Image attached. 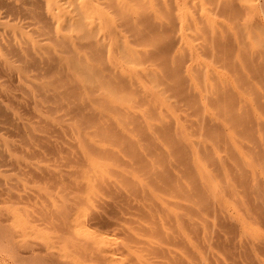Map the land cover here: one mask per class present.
I'll return each instance as SVG.
<instances>
[{
  "label": "bare ground",
  "instance_id": "1",
  "mask_svg": "<svg viewBox=\"0 0 264 264\" xmlns=\"http://www.w3.org/2000/svg\"><path fill=\"white\" fill-rule=\"evenodd\" d=\"M112 1L116 2L115 0H112ZM238 1H237V3H238ZM172 2H173V0L170 1L171 5H174V3L172 4ZM205 2L207 3V5L205 3V6L203 7V9L201 8L202 10L198 15L195 12H192L193 11L192 9H191L192 11L189 10V11H185V12L183 11L182 13H180L182 15L180 17H178L176 20H174L176 27L178 28L177 37L176 36L173 38L168 37L170 42L171 41L175 42V40H177V42L181 43L182 48L181 47L180 48L183 52L185 51L188 53V55L190 57L189 59H190V62L192 65L194 63H198V65L197 64L196 65L199 66L198 68L200 69L201 73L205 74V76L203 77V85H204L205 94H202L201 93L202 91L200 92V90L202 88L200 87V84H198V83H200V80L202 78L200 80H199V78L195 79V76H197V75H194L196 72H194L192 65L184 71L185 72L184 79H179L181 77L180 76L181 70L179 72L180 68L178 66L179 64H181L180 62H178V60H180L179 59L180 56L178 57V60L174 57L175 62H177L178 64L173 63L174 65L177 64V66H178L177 67L178 79L176 80V78H175V81H173V82H171L169 80L171 83L169 82L168 84H167L168 81H165L166 83H162L163 86L165 84V85H167V87H169V90L172 91L173 95L172 94L170 95L171 91L169 93V90H168V88H166V86H164V87L162 86L163 90H161L162 88L160 87V83H159V85L156 84L155 81H149L147 83V82L143 81V79H141L142 77L146 78L147 74L145 75L144 65L150 61L148 59H145L144 54H141V51L135 47L136 45H135L134 37L136 35L138 36V34H140V33L142 35V31L144 30V28L141 27L142 29L140 32H137V33L132 32L134 34L132 36H134V37H132L129 34L133 38V42H132L131 41L132 38L129 37V35L127 36V35L123 34L122 32H120L117 29V25H116L115 21L113 19H111L110 17H106L101 12V10L98 9V6H96V5L94 7L95 8V15H92V14L87 15L86 19L83 21V24L80 25L82 32L84 31L83 27L89 28L91 30V32H92V30L95 29V37L93 36V38H95V43H94L95 49H93V50H95V57L100 59L99 62H96V61H98V59L96 58L95 62L97 64H99L100 62H102V63L99 66L95 65V74H94V69H93V73H92L91 68H90L91 66L89 65V62H88V64H86L85 61L84 62L82 61L84 59L80 60L85 64V66L87 65V68L85 66H84V68L82 67V71L84 72V74L80 70V72L83 74V76L79 75V76L73 77L74 81L79 86V87H77V89L79 88L80 91L84 93V92L89 90L88 86H90V88L92 87V89L95 90V91H93V93L95 94L94 100H95V103L97 104V106L100 105L99 106V108H100L103 105V106H105V108L103 107L104 109H107V110L110 109L109 111L112 110V113L114 112L113 115L116 114V115L112 116L108 113H104V112L98 111L96 109H95V111L93 110L94 111V113L92 112L93 114L87 115V114L83 113L84 110L82 111V109H81V106L83 103L81 104V102H84L85 100L87 102V98L86 99L83 98V97H86V95L83 94V95H85V96H83L80 93V95H81V97L79 96L80 101L77 102V103H80V107H79V105H77L75 103V105L78 106V107L76 106V110H77V108H79L82 111V113L79 111H76L77 112L76 117L78 119V122H81V124H79L80 130L83 129V127L81 128V125L82 126L84 124L88 125V124H90L89 122L93 121L95 118V123L93 125H91L92 127H90V128H95V133H96V135H98L97 138H99V134H97V133H99V131H100V133L103 132V134L106 131V136L109 135V133L112 131L110 136H112L113 139L115 137H120L119 139L125 140L126 143H125V141H124V143L127 144V142L128 143H130V142L132 143V141L134 142V139L132 140V138L128 134L126 135V133H128V132H124V131L125 130L128 131V128L130 125L136 124V126L138 125V127L140 128V131H142V132L147 131L148 132V138L149 139H150V137L155 136V138L153 137L150 139V142L152 139H154L152 141H154L155 143L152 142V144L154 143L156 145V146L154 145V147H155V149L158 150V153L154 154L152 152V150L150 149L153 154L151 155L150 154L151 152H149V154H150V156L156 155L155 157H158L159 163H167L169 168H167L168 170L166 173L164 170L161 171V172L164 171V174L163 173L160 174L161 177L163 176V179L156 176L160 172H157V174L155 173L156 175L154 174L156 177H158L157 179L163 180L162 181L163 184L161 183L162 185L161 186L159 185L160 189L159 188L156 189L157 185H158L157 183H156V186L154 185L155 183H153L154 187L150 185L153 188H151L147 184L144 185L145 188L147 189V191L146 190H144V191L147 192V194H149L148 196L146 194V196L147 197L150 196L149 199L151 198L154 201V203L159 206L158 208H160L161 212H162L161 218L159 219L161 229L159 227H158L159 230L156 229L158 231L162 230V237H159V239L160 238H162V239L158 240V238H157V241H160V245L158 244L159 242L158 243L155 241L153 242V240H151L148 237V235L142 236L143 230H141V229L138 230L139 228L136 229V227L135 228L131 227L132 226L131 223H134V222L138 223L139 222V221L137 222L134 220L136 219V216L137 217L139 216V215H136L135 213L138 212L140 206L136 205V203H133V202L134 201L136 202L137 199H139L137 201H142V200H140V198H136V200H134L133 202H131L129 200L134 206H138V207H136L138 209L136 212V208H133L134 206L132 204H130V202H129L130 205H128V206L132 205L133 206L132 208L135 209V211H134L135 213H133V211L131 212L129 209V211L133 215L134 214L136 215L135 217L131 216L132 214H130V213H129L130 214V216H129V214H128L129 211L127 213L125 211L124 212L122 211V217L124 216L123 213H125V214H128V215H126V218L129 216V217H132L135 219L133 220L132 218H130V219L125 218V220H124V218H122L124 220V222L126 221V223H129L130 226H129V224H126L127 225L126 226L125 223L122 222V225H120V226H122L123 231L125 233L123 234V232H121L122 233V235H120L121 237L118 236V234L120 232H117V231L119 230L120 227H119V225L116 224V222H114L115 225L113 223V221H115L118 218V216H117L118 213L115 216V218L113 219V221H111L112 219L109 218L110 216H108V215H107L108 217L105 216L106 215L105 213H108V210L106 208L112 207V206H109L111 201L109 203L107 201L103 203V205L105 203H107L104 206H107L109 204L108 205L109 207L107 206L106 208L101 204L104 207L103 209H106L107 212H104L106 210H101V213H99L100 209H102L101 208L102 206H100V199H102V197H101L102 195H105V194H101V193L107 189L103 190V188H101L98 190L96 183L98 182L97 176H100V178H101L100 174H102L105 170H107L109 168H112V167L115 168V165H117L119 163V161L120 162L122 161L121 163H123L124 159L121 157L122 160H119V161L116 160V162L118 161L117 163L114 161L116 163L115 164L113 162L112 158H109V159L106 158L107 154L108 155L111 154V156H112V155H115V153L116 154H118V153L114 152L116 150H113L112 148H111L112 149L111 150L108 147H106L108 149L100 147L101 146L100 143H102L101 140L104 137V135H102L103 137L100 135L101 140H96V142L92 141L89 137L95 136V133H91L94 131H91V132L89 131L90 133L89 132L83 133L84 131H86V126L84 125L85 130H82L83 132L79 134V138L82 139L85 146H87L86 150L88 149V151L91 153L92 150L90 151V149L97 148L98 149L97 151L99 154L98 153H97V155L94 154L95 156L92 154L93 156L89 155V157H86L87 162H88L87 163L85 161V158H82L83 153L81 152L82 154H81L80 158H81V160L83 159L85 161L84 163L86 164V166H85V164H83L84 166L82 164H80V165H82L83 167L86 168L87 164H88L90 166V167H87V168H90L89 172L92 173V175L95 174V178H94L95 180L91 179L92 177L90 178L91 179L90 182H93V180L95 181V183H93V184H95L93 186V187H95V190H93L92 187L90 188V186L86 187L84 185L85 184L84 182H83L84 183L83 186L86 188H84V187L83 188L85 190L89 188V189H92V191H95V192H92L91 197L93 199L95 198L94 201H96V204L97 203L98 204H97V206L94 205L97 208V210H96V208L95 209L93 208V210H96V211L92 212L93 210H91V209H90L91 211L89 210V208L91 206L88 205L86 200L83 199L86 203L80 202L78 204L76 203L75 200H73V203H76L78 206L80 204V207H76V208L74 207L73 208L72 206H74V205H72V206L70 205V203H69L70 200L68 199V196H69V194L72 193L71 189L75 186H73L71 188L70 185L66 184L67 188L68 187L71 188V189L68 188L71 193H69L68 189L64 187V189H67L66 193H68V195L64 194V196H63L64 200L60 201L61 202V204L59 203V205H60L59 209L60 210L58 209L59 211L57 212V217H56L57 221H55L56 223L54 222L56 224L55 225L56 229L54 228L55 229L54 232L56 231L57 237L60 239L62 238V239L59 241L56 236H53L54 238H57V239H55L56 241H54V239L51 238V239H53L51 241L52 242L54 241L56 244H58L57 243V241H58V242H60L59 243L60 245L62 243L64 245V248L66 246V248H65L66 252L68 251L70 256L73 258V260H71L72 263L70 262L69 264H125L126 261L129 260L132 256L135 257V253L137 251L135 252L134 248H137V246L135 247L132 244H133V242H134V244L135 243L137 244L136 241H138L140 243L142 242L141 244H143L145 242L146 244L144 245V247L147 246V244H148L149 246H151V248L154 247L153 245L155 243L156 247H154V248L159 250L158 254L159 253L161 254V252L164 253V255L166 257V258L163 257L164 261H163V259L159 260V257H160V255H159L158 257H155L158 259L156 260L157 262H155V260H154L155 263H153V264H156V263L157 264H226L225 261L218 258V256L216 258L214 256L215 253L213 251H211L214 253V254H212V256L209 254V250L213 249V248L216 251L221 250L226 255L227 258L223 254V256L227 260L226 262H229L227 264H258L259 261L256 262L258 259L257 255H259L258 253H260L262 256H264L263 255L264 254V246L259 245V243H261V241L264 240V181H261V179L257 180V178L255 177L256 174H262V175L264 174V156H260L263 149L259 150L260 147L264 145V143L262 144V143H260V141L258 143H256V140H253L252 136H254L253 135L254 132H253L252 126L250 125V124L254 125L256 122L258 126H261V125L263 126V123H264V122H262V124L261 123H260V125L258 124L259 122H261V119H262V118H260V116L264 117V114L262 115V113H261V110L264 109V102L262 101V100H264V93L262 94V92H260L259 88L257 87L258 84L262 85V86H260L261 89H263L262 87H264V73H263L264 70L261 72H257L260 67L254 63L257 59L258 60L261 59L258 57L259 55L264 54V52H263V50H264L263 49V46H264L263 30L264 29H262L263 27L260 28L262 25H258L256 23V22H258L257 20H256V22H254L255 18L253 19V16L256 14L255 0H240L239 1L240 7L242 9H244L242 11V15H245L244 12L246 10L247 14L248 13L251 14V17L249 19L250 25L246 24L245 21H243V20H245L244 19L245 16L242 17L243 18L242 21L237 20L238 22L241 21L240 23L242 24V26H243V23L245 24L244 25L245 27H241V29L239 28L237 30L242 31L244 29L243 30L244 32L242 34L243 43L250 49L251 53L254 54L255 57H258V58L255 59V61H253L254 65H256V66H253V65L249 66L253 70L251 69L248 71V69H246L245 66L243 65V66L238 67L241 71V72L240 71L238 72L237 70H239V69L235 68L236 67V65H235L234 70L237 71V74L234 76H231L232 74L227 72L230 74V76H231L230 77L226 73V71L225 72L223 71V68L220 67L221 70L218 68L219 66H221L218 64L222 59L217 58L218 53L216 56V54H215L216 51H214L212 49L214 46L209 45V43L212 44V42H213V45L215 44L214 41H212V42L210 41L211 39H209L210 38L209 33H212L214 35L217 32L216 29L218 27H220L222 29L221 26H223L224 28H226V30H229L232 33L235 41L238 43L239 50L241 51L242 45L240 48L241 42H238L239 34L237 33L238 31L235 30L237 26L234 27L235 26L234 24H236L237 22L233 23L234 18H232L233 22H232V26H231L229 23L232 20H229L228 18H226L227 20H229L228 23H225V21L220 20L221 21L220 25H218L219 21L215 18L216 16L213 15L216 13L217 8L214 11L213 8H211V6L213 7L212 3H210V1H209V3H208V1H205ZM217 2L218 1H216V3ZM223 2H225V1H223ZM228 2H226V4ZM232 2H233V0H232ZM170 3H168V4L170 5ZM189 3L191 5L190 1H189ZM189 3H188V5H189ZM195 3H196V1H195ZM91 4H92V2L89 5H91ZM111 4L114 6L113 3H111ZM145 4H146V2H145ZM219 4L220 3L218 2V5ZM228 4H229V6L231 5V7L230 8L228 7L227 10L232 9V5L234 6V3L229 2ZM119 5H120V3H119ZM219 6H223L222 2ZM219 6H217V7H219ZM261 6H262V4H261ZM111 7L112 6H110L109 8H111ZM190 7H192V6H190ZM223 7L226 8L225 6H223ZM223 7H221V8H223ZM107 8H108V6H107ZM112 8H115V6ZM117 8H119V7H117ZM117 8H116V10H117ZM260 8L262 9V7H260ZM108 9H106V10H108ZM175 9H177V8H175ZM109 10H113L112 12L114 13V15L116 13H118L120 10L122 11V9L118 10V12L114 11V9H109ZM109 10L107 12H109ZM147 10H149V7L147 8ZM172 10H174V9L172 8ZM229 10L227 13L230 12ZM232 10H234V9H232ZM263 10H264V7H263ZM129 11L130 10H128V12ZM212 11H214V12H212ZM219 11L220 12H218V14L223 12V11L221 12L220 9H219ZM86 12H88V14H89L90 10L86 9ZM128 14L129 13H127V15ZM129 15H128V18L127 17H125V18L129 19ZM171 15H172V13H171ZM130 16H132V15H130ZM229 16L230 17L232 16L231 12H230ZM258 16H260V14H258ZM226 17H228V16H226ZM117 18H118V20H117L118 22L122 21L119 17H117ZM137 18H138V13H137ZM131 19H132V17H131ZM144 19L145 18H143V20ZM51 21L52 20L48 21L50 24L49 26H51V23H50ZM152 21H153V19H152ZM159 21H161V20H159ZM72 22L76 23L77 25L81 24L80 20L73 19V18H72ZM127 22H125V24L127 26L125 24L123 25L124 27L122 26V28H124V31L126 30L125 28L130 27V26L128 27ZM129 22H130V20H129ZM131 22L133 23L132 20H131ZM134 22H136V21H134ZM144 22H145V20H144ZM246 22H248V20ZM263 22H264V20H263ZM199 24H200V27H199ZM108 25L111 26V28H109L111 30V33H109L110 30H109V32L107 31ZM163 26H164V24H163ZM137 27H138L137 30H139L140 29L139 24L137 25ZM166 28L167 27H165V28L163 27V29H166ZM171 28H172V26H171ZM220 28H218V29H220ZM159 29L161 31V26L159 27ZM155 30H156V27H155ZM169 30H170V28H169ZM226 30H225V36H226ZM221 31H222L221 33L223 36L224 35L223 30H221ZM161 32H159V36H163V35H161ZM219 33L217 32V34H218L217 38L218 37L222 38V36H220L221 34L219 35ZM229 33H227V34L229 35ZM204 34H209L208 40L210 42L205 39ZM70 36H71V34H70ZM70 36H68V37H70ZM143 36H141V37L145 39V37H143ZM147 36H146V38H147ZM159 36L157 38H159L161 40L163 37L161 38ZM228 37H230V36H228ZM70 38H72V37H70ZM87 38L88 37L86 36V34H82L80 36L81 40H87ZM93 38L91 37L92 40H94ZM217 38L214 40L217 41ZM218 39L220 41V38H218ZM148 40H150V39L148 38ZM153 40H155V39H153ZM221 40L222 41H220V42L218 41V43H220L221 45L218 46V44L217 45L215 44V48H220V46H223V43H224L223 41H225L226 39L222 38ZM231 40H233V39H231ZM24 41L26 43V40H24ZM137 41H138V44L141 43L138 39H137ZM156 42L159 43L161 41L156 40L155 43ZM163 42L164 41H162V44H163ZM92 43H93V41L91 42L90 45H92ZM145 43L147 45L149 44L148 42L144 41V44ZM206 43H208V44H206ZM9 44H11V43H9ZM144 44H142L143 48H146L144 46ZM171 44H172V42H171ZM16 45H17V43H16ZM86 45H88V44L86 43ZM207 45H208V47H207ZM245 45H243V47ZM81 46H84V45H81ZM164 46L168 47V45L166 46L165 43H164ZM209 46H211V48H209ZM154 47L156 48V46H154ZM153 49H152V53L154 52ZM158 49H156V50H158ZM227 49H229V48H227ZM246 49L247 48L244 47V50H246ZM222 50L223 49H219V53L222 52ZM226 50H224L225 53L228 52V50L227 51ZM230 50H231V48L229 49V51ZM235 50H236V48H235ZM73 51L74 50L71 49L72 54H74ZM161 51H164V49H161ZM241 52H243V51H241ZM241 52L239 53V56L241 55ZM8 53H9V51H8ZM92 53H91V55H92ZM156 53H158V51ZM163 53L169 54V51L163 52ZM229 53L232 54V52H229ZM243 53L245 54V52H243ZM89 54H90V52H89ZM89 54L87 53V55H89ZM159 54H160V52H159ZM161 54H162V52H161ZM179 54H181V52ZM152 55L154 56V53ZM183 55H185V54L183 53ZM245 55L242 54V56H245ZM32 57H33V55H32ZM157 57H158V55H157ZM162 57L163 56H161L160 59H162ZM261 57H262V55H261ZM74 58H76V57H74ZM80 58H82V57H80ZM182 58L183 57L181 56V59ZM77 59L75 61H77ZM202 59H205V60H202ZM26 60L28 61V59H26ZM167 60L169 61V58H167ZM225 60L227 61V58ZM239 60L240 59H238L237 61H239ZM247 60H249V59L247 58ZM68 61H69V59H68ZM181 61H183V60H181ZM226 61H224L225 63L224 62H222V63H224V65H225L230 60H228V62H226ZM22 62H24V61H22ZM69 62H71V61H69ZM164 62H165V60H164ZM247 62H248V64H250L249 63L250 61H246V64H247ZM222 63H220V64H222ZM259 63H260V61H259ZM27 64H28V62H27ZM30 65H32V64L30 63ZM70 65H71V63H70ZM170 65H171V63H170ZM216 65H218V67ZM228 65L231 67L232 62L230 61L228 63ZM152 66H154V68H155L154 64ZM50 67H51V64H50ZM71 67H70V69H71ZM226 68L232 69L233 67L229 68L227 66L224 69L227 70ZM77 69H78L77 71H79V69H81V68H77ZM172 69L173 68L171 66L170 70L172 71ZM199 69H198V72H199ZM72 70H73V68H72ZM246 71H248L249 73ZM173 72H174V70H173ZM173 72H172V74H173ZM230 72L232 73V71H230ZM234 72H233V74H234ZM175 73H176V71H175ZM161 75H159V78L161 77ZM168 76L170 78V74ZM175 76H176V74H175ZM154 78H156V77H154ZM164 78L165 77H162V80ZM196 81H198V82L196 83ZM68 82H70V81H68ZM187 82H189V85ZM71 83H70V85H73V82H71ZM185 83H187V85L189 87L188 95H187V90H188L187 88L188 87L186 88ZM74 85H75V83H74ZM93 86H94V88H93ZM75 88H76V86L75 87L73 86V88L71 89L70 92L75 93V91H72V90H77ZM208 88H209V90H208ZM164 89L165 90L167 89L168 91L166 92ZM90 91H92V90H89V96H90ZM70 92H68V93L70 94ZM206 92L207 93L210 92L211 97L209 96L210 94L208 95V97H206ZM263 92H264V90H263ZM166 93H167V95H166ZM94 94H92V95H94ZM168 96H170V98ZM172 96H173V98H177L179 100L182 99L184 102H186L183 104L184 105L187 104V107L189 105L190 109L185 110V108L181 109L183 107L179 108V106H177V105H179L178 101H176L177 103L175 101H173ZM205 97H206V99H205ZM139 99H141L143 101L146 100V102L149 100L148 101L149 105H147V107L144 108L145 110L148 108V106L150 107V109L152 108L153 105H151V104H153V100H154L156 102V107H153L152 109H154L156 111L155 115L160 113L158 115L159 118H160V115L161 116L164 115V116H167L169 118L167 121H164V119H162L163 122H161L162 120L158 121V122H160V124H157V125H161L163 127L159 126L157 128L155 126L154 130H155V132L158 131L160 133L161 136L158 138L159 140H161V141L163 140L162 142L167 143L166 145H168V142H169L168 147L170 146V143H171L170 148L172 147L173 151H174V153L172 155V158L174 159L173 161L168 160V158L170 157L169 155H167V157L169 156L168 158L166 157L165 153H168V152H166V150L160 146V141L156 138V137H158V136H156L157 134L155 135L153 133L154 135H152V133L149 131V129L152 128V127H150V125L151 126L153 125L149 122V120H151V118H150L151 115H146L145 110L144 111L141 110L143 113L139 112L140 109H139V111L136 110L137 107H140L138 105V102H140ZM64 100H66V98ZM94 100L90 99V101H92V102ZM67 101H68V99H67ZM143 101H141V104H144ZM151 101H152V103H150ZM172 101H173V103L175 102L176 104H173ZM198 101L201 102L202 104L201 103H195ZM86 102H84V103H86ZM95 103H93V104H95ZM254 103L256 104V107H254V105H255ZM86 104H90V103L88 102ZM86 104H83V105H86ZM195 104L201 105V107H203V109L206 110L207 114L205 116H208V117H206V118H208V121H206L207 123L204 121L206 124L204 123L205 125L202 124V126L200 124V127H199V125H196V123L198 122V119H197L196 123H195V119L193 121L189 119L191 114L188 111L192 110V106ZM0 107H2V106H0ZM87 107H90V106L88 105ZM91 107H90V110H91ZM103 108L101 107V109H103ZM197 108H198V106H197ZM73 109H75V108H73ZM194 109H196V107H194ZM71 110H72V108H71ZM199 110H200V108H199ZM205 110H203V111H205ZM157 111H159V113H157ZM4 112H6V111H4ZM165 112H167V114H165ZM109 113H111V112H109ZM199 113H201V112H199ZM199 113H197L198 117L200 115ZM143 114H145V116ZM193 114H195V113H193ZM119 115H122V116H119ZM152 116L155 117L153 119L156 120V116H154L153 114H152ZM200 117H201V120L199 122H201L202 120H205L204 117L202 116V113H201ZM200 117H199V119H200ZM257 118L258 119L260 118V121H257L256 120ZM79 120H81V121H79ZM106 120H108V121H106ZM105 121L108 123H106ZM104 122H105V124H104ZM134 127H132V129ZM172 127L174 128L173 130L171 129ZM129 129H131V128H129ZM263 129H264V126H263ZM72 130H73V127H72ZM203 131H204V133H203ZM62 132H66V131H62ZM113 132H114V135L112 134ZM70 133H71V131H70ZM74 133H76V131ZM130 133H131V131H130ZM134 133H135V131H134ZM137 135H139V134H137ZM63 136H64V134H63ZM68 137H69V134H68ZM107 137H109V136H107ZM202 138L203 139L206 138L207 140L209 139L210 142L207 143L205 141L199 140ZM73 139H74V137H73ZM254 139H255V136H254ZM127 140H130V142ZM251 140L255 141L256 146L259 143L262 144V145H259L260 147L257 146V149H256L257 152H255L256 150H254L256 148V146H254L255 143L253 145L255 148H253ZM111 141H112V138H111V140L108 139V142H111ZM114 141H116V140H113L112 143H114ZM165 141H167V142H165ZM121 142H123V141H121ZM115 143H117V141ZM134 143H136V142H134ZM106 144H107V140H106ZM249 144H251V146ZM120 145H121V143L119 144V147H120ZM123 145H121V146H123ZM76 146L79 147L78 143L76 144ZM78 147H77V149L79 150ZM125 147H126V145H125ZM132 147L133 146L131 145L130 149H132ZM121 148H118V149H120L122 151L123 148L122 149ZM125 149H127V147ZM136 149H138V148H136ZM80 150H81V148H80ZM82 150L84 151V149H82ZM258 150L260 151V154H259ZM123 151H124V149H123ZM125 151H127V150H125ZM69 152H70V150H69ZM133 152H134V150H133ZM95 153H96V151H95ZM125 153L128 154V152H125ZM136 153H137V150H136ZM103 154H105V156H104L105 161L103 160V157H102ZM130 154H131V152H130ZM139 154L142 155L141 153H139ZM86 155H88V154H86ZM99 155H101V156H99ZM146 155H148V154H146ZM262 155H264V153ZM66 156H69V155L67 154ZM143 156L146 157L144 154H143ZM144 157H143V159H144ZM130 158H131V156H129L127 159H130ZM106 159H108V160H106ZM110 159H112V161ZM138 159H140V157ZM140 160H142V158ZM145 160H146V158L144 159V161ZM124 161H126V162L128 161V160H126V157H125ZM133 161H134V159H133ZM142 161H139V162L143 163ZM146 161H148V160H146ZM166 161H168V162H166ZM77 162H79V161H77ZM111 162H112V164L114 163L115 165L113 164V166H112ZM139 162H137V163H139ZM62 163H64V161ZM134 163L132 162V164H134ZM148 163L150 164L149 161H148ZM155 163L156 162H154V164ZM159 163H156V164L158 165ZM121 165L122 164H120V166ZM127 165L126 166L122 165V166H124L122 168L123 170L121 169L120 166H118V165L116 166V168H117V169L115 168L116 170H118V167L121 169V170H119V175H121L120 171H123L122 172L123 175H125L124 174L125 171H128V170L130 171V169H128ZM138 166H139L138 168H140V165H138ZM158 166H160V165H158ZM126 167L128 170H126ZM133 167H131V170ZM136 167H137V164H136ZM153 167H154V165H153ZM124 168H125V170H124ZM149 168L151 170L152 167H149ZM149 168H148V170H149ZM115 169H113V170L115 171ZM142 169H143V166H142ZM91 170L95 173L91 172ZM146 170H147V168H146ZM87 171H88V169H87ZM87 171L85 170V172H87ZM111 171H112V169H111ZM129 171L126 175L130 174L132 177L128 176L129 178L122 179V183H123V181H124V183L123 184L119 183V184H121L122 186H125V189H122V191H121V188H119V189L122 193L124 192L128 197H131L132 196V194H131L132 190L134 191V189H132L133 187H130V186H133V182L136 181V179L138 180V178L132 172H129ZM134 171H135V173H138L137 171H141V169L136 170V168H135ZM144 171L145 170H142L140 173H143ZM156 171H158V170H156ZM61 172H64V171H61ZM81 172H80V174H81ZM113 172H112V176H115L113 174ZM57 173H60V171ZM87 173H86V175H87ZM107 173H109L111 175L110 172H107ZM149 174H152V173H149ZM82 175H84V171H83ZM88 175L90 176L91 174H88ZM150 176L148 175L147 177H150ZM164 176L166 177L165 179L168 181V183L164 179ZM104 177L105 176L103 175V178ZM109 177L106 176V178H104L105 180L103 179V181L106 182L107 178H109ZM111 177H110V179H111ZM152 177L153 176H151V178ZM100 178L98 177L99 180H100ZM148 179H150V178H148ZM62 180H65V179H62ZM101 181H99V182H101ZM147 181H146V183H147ZM108 182L113 183V185L117 184L114 181H108L107 180L106 183H108ZM117 182H119V181L117 180ZM155 182H157V181H155ZM159 182H161V181H159ZM65 183H67V182H65ZM70 184H75V182L72 183V181H71ZM148 184H151V183H148ZM32 185H33V183H32ZM102 185H104V184L102 183L101 186L98 185V188L102 187ZM64 186H65V184H64ZM110 186H111V184L109 186L107 184V187H110ZM144 186H142V187H144ZM60 187H61V185H60ZM79 187H80V185H79ZM111 187H112V189H108L109 191L110 190L113 191L114 188H113V186H111ZM137 187H139V186H137ZM81 188H82V183H81ZM134 188L136 189V186H134ZM35 189H37V188H35ZM50 189H52V188H50ZM64 189H63V192H64ZM60 190H61V188H60ZM60 190H58V192ZM76 190H77V187H76ZM76 190L74 189L75 192H76ZM109 191H107V192H109ZM139 191L140 190H138L137 193H139ZM107 192H105V193H107ZM134 192H136V191H134ZM134 192H133V194H134ZM141 192L142 191H140V194H141ZM83 193H84V190H83L82 194ZM129 193L131 195H129ZM110 195H111V193H110ZM121 195L122 194L120 193V196H118V197L122 198ZM71 196H72V194H71ZM107 196H109V193H108V195L107 194L105 195V197H107ZM122 196H124V194ZM133 196H136V195H133ZM140 196H142V195H140ZM83 197H86V196L84 195ZM118 197L116 196L117 199H119ZM147 197L146 198L144 197V199H147ZM16 198H18V196ZM72 198H74V197H72ZM113 198L116 199L114 197V195H113ZM79 199H80V197H79ZM93 199H92V201H93ZM151 199L148 201H151ZM13 200H14V198H13ZM17 200H19V199H17ZM17 200H15V201H17ZM80 200L82 201V199H80ZM127 200H128V198H127ZM68 203H69V206H68ZM12 204H13V202H12ZM47 204H49V203H47ZM86 204L89 206L88 208H87ZM37 205L39 206L38 202H37ZM83 205L85 207H83ZM124 206H127V205L124 204ZM50 207H52V206H50ZM86 208L91 213L87 212L88 210H86ZM132 208H131V210H133ZM141 209H144V208H141ZM45 210L46 209H44V211ZM4 211H6V210H4ZM110 211L111 210H109V212ZM25 212L28 213V211H25ZM21 213H23V212H21ZM32 213H29V214H32ZM38 213H40V212H38ZM88 213H90V214L93 213L92 215H94V213H95V215L90 219V217H89L90 214H88ZM4 214H5V212H4ZM12 214H13V212H12ZM23 214H22V216H19L18 219L21 220V223L23 224L24 227H27L28 225H30V223H28V222H30V221H28V220H30L29 219L30 216L28 215V218H27V215L25 217V214H24V216H23ZM147 214H149V213L147 212ZM40 215H42V214H40ZM45 215H46V213H45ZM109 215H110V213H109ZM204 215H207V217L215 218L216 221L218 222V224L221 228L219 230H217V229L215 230L214 223H212L214 226L213 231L215 233V236H211L210 233H208V230L211 229V226H210L211 222H206V221H210V219H208L206 216H205L206 217V219H205ZM50 217L51 216H49V218ZM36 218H37V216H36ZM157 218H159V217H157ZM164 219L166 220V222ZM9 220L11 221L12 218ZM34 220H35V218H34ZM146 220H148V218ZM7 222H9V221H7ZM33 222L34 221H32V223ZM164 222H165V224H164ZM117 223H119V221ZM208 223L210 225H208ZM41 224H42V222H41ZM147 224H149V223H147ZM39 225H37V226H39ZM109 225H114L115 227L118 226V228H116V230H112L113 232L112 231L110 232V230L113 226L111 228L109 227V229H108V227H107V229L105 228L106 226H109ZM141 225H143V224L140 223L139 227ZM150 225H149V227H150ZM157 226H158V224H157ZM203 226H206V228H204ZM13 227H14V224H13ZM142 227H144V226H142ZM103 228H105V229H103ZM207 228H209V229H207ZM14 229H15V227H14ZM29 229H31V228H29ZM34 230H36V229L34 228ZM138 231H142L141 235ZM158 231H157V233H159ZM115 232H116V234H115ZM148 232H150L149 229H148ZM209 232H210V230H209ZM234 232L235 233L240 232L241 234H245L247 236L248 242H246L247 240L244 239L245 237L243 238L244 240L241 239L242 241H245V245H243L244 243H241L242 241L240 240L241 241L240 245H241V247L243 245L244 248H241L240 245H238L239 243L235 239L236 237L231 238L228 235L230 238L229 237L227 238L226 237L227 235H225V233L226 234L229 233L230 235H233L231 233H234ZM235 233H234V235H235ZM153 234H154V232H153ZM51 235H52V232H51ZM61 235H63V236H61ZM158 235H161V233H159ZM237 235H238V233H237ZM33 236H34V234L32 235V237ZM122 236L124 239H122ZM149 236L153 237V238L155 237L153 235L152 236L149 235ZM242 236H244V235H242ZM15 237H17L16 234H15ZM144 237H146L145 240H144ZM156 237H157V234H156ZM237 238H238V236H237ZM46 240L48 241V239H46ZM129 241H131V242L129 243ZM48 243H49V241H48ZM142 246L143 245H141V247ZM141 247H140V250H141ZM10 249H11L10 239H8V237L0 229V251H1V253H2V250L12 252V250H10ZM148 249L149 248H147L146 250H148ZM136 250H138V249H136ZM150 251H152V249ZM150 251H148V252H150ZM12 253H14V256L17 255V252L16 253L12 252ZM138 253H139V251L137 252L136 255H139ZM150 253H153V252H150ZM5 254H6V252H5ZM156 255H157V253H156ZM261 255L259 258H261ZM140 256H141V254L139 255V257ZM137 257H136V259H137ZM254 258H256V259H254ZM65 259H66V257H65ZM53 260L55 261V259H53ZM139 260H140V258H139ZM158 260H159V262H158ZM133 261L134 260H132L131 264H134V262L136 263V261H138V259L134 262ZM149 262H151V261H149ZM20 264H26V263L22 261V262H20Z\"/></svg>",
  "mask_w": 264,
  "mask_h": 264
},
{
  "label": "rangeland",
  "instance_id": "2",
  "mask_svg": "<svg viewBox=\"0 0 264 264\" xmlns=\"http://www.w3.org/2000/svg\"><path fill=\"white\" fill-rule=\"evenodd\" d=\"M115 1L116 2H113L112 0H96V1L95 0H0V106H2V107H0V229L8 237V239H10V242H11V249L10 250H12V252H15V253L17 252V255H16L17 257H16V256H14V253H12L11 251L8 252V251H3L2 250V253L0 251V253H1L0 254V264H20V262H22V261L25 262L26 264H61V263L62 264H64V263L65 264H67V263L69 264L70 262L72 263L71 260H73V258L70 256L68 251L66 252V250H65L66 246L64 248V245L62 243L60 245L59 244L60 242L57 241L58 244H56L54 242V241H56L55 239L58 238L57 235H56L57 233H56V231L54 232V230L56 229V227H55V225H56L55 223L56 222L55 221H57L56 220L57 212L60 210L59 209L60 208L59 203L61 204L60 201L64 200L63 199L64 194L68 195V193H66L67 189L68 188L71 189L73 186H75V187H73L71 189L72 193L68 189L69 193L72 194V196H71V194H69L68 199L70 200V202H69L70 205L71 206L74 205V206H72L73 208L74 207L75 208L76 207H80V204H79V206L77 204L80 203V202L84 203L85 202L84 200H86L88 205L92 207V208L90 207L89 210L90 209L93 210V208L95 209L96 208L95 206H97V204H98V203L96 204V201H94L95 198L93 199L91 197L92 192H95V191H92V189L95 190V187H93L95 185V184H93V183H95V181H94L95 180L94 179L95 178V174L92 175V173L89 172L90 168H87V167H90V166L88 164H87L86 168L83 167L84 166L83 164H85L84 162L85 161L87 162V158L86 157H89V155L93 156L94 154L97 155V153H98L97 150L98 149L97 148H95L96 150L95 149H90V151L92 150L91 153H90L88 151V149L86 150L87 146H85L83 140L79 138V134L83 132L82 130H85L84 125L86 126V131H84L83 133H87L89 131L90 132L94 131V132H91V133H95V128H90V127H92L91 125H93L95 123V118H94L93 121L89 122L90 124H88V125L84 124L83 126L81 125V128L83 127V129L80 130L79 124H81V122H78V119L76 117L77 116V112L76 111H79V112L82 113V111L84 110L83 113L88 115V114H93L95 109H96L98 111H102L104 113H108V114H110L112 116H114L116 114L113 115L114 112L112 113V110L109 111L110 109L109 110L104 109L105 106H103V105L101 106L102 108L104 107L103 109H101V107L99 108L100 105L97 106V104L95 103V100H94L95 99V94L93 93V91H95V90L92 89V87L90 88V86H88L89 87L88 89L92 90V91H90V96H89V90L84 92V93L81 92L79 88L77 89V87H79V86L76 84V82L73 79L74 76H79V75L83 76L84 72L82 71V67L84 68V66H85V64L83 63L84 61H85L86 64H88V62H89V65L91 66L90 68H91L92 73H93V69H94V74H95V65L99 66L102 63V62H100L99 64L96 63V62H99L100 59L95 57V50H93V49H95V47H94L95 46V44H94L95 43V38H93V36L95 37V29L92 30V32H91V30L89 28L83 27L84 31L82 32L81 31V26H80V25L83 24V21L86 19L87 15H91V14L95 15V8H94L95 5L98 6V9L101 10V12L106 17H110L111 19H113L115 21L116 25H117V29L120 32H122L123 34L127 35V36L129 34L132 36V35H134L132 32H134V33L136 32L137 33V32H140L142 28H144V30H143L144 32L142 31V35L140 33V34H138V36L135 34L136 38L134 36H132V37H134V41H135V45H136V46L135 45L134 46L138 50L141 51V54H144L145 59H148L150 61V62H147L144 65L145 75L147 74L146 78H144V77L141 78V79H143V81H145L147 83L149 81H155L156 84H158V85L160 83V87L162 88V86H163L162 83H166L165 81H168L167 82V84H168L170 81L171 82L175 81V78L177 80L178 79V76H177L178 75L177 74V67L178 66L180 68L179 72L181 70V75H180L181 77L179 79H184V74H185L184 71L186 69H188L192 65L191 62H190V59H189L190 57H189L187 52H185V51L183 52L181 50L182 47H181V43L180 42H177V40H175V42L171 41L172 42V44H171V42L169 41L168 37H172V38L175 37V36L177 37L178 28L176 27V24H175L174 20H176L178 17H180L182 15L180 13H182L183 11L185 12V11H189V10L192 9L193 11L192 10L191 11L195 12L198 15L201 12V10L203 9V7L205 6V3H206L205 1H208V3L210 1V3H212L213 7L211 6V8H213L214 11L217 8L216 13L215 14L212 13V14L215 15L216 16L215 18L219 21L218 25H220V22H221L220 20H223V21H225V23H228L229 20H232V18H234V22L232 20V21H230L229 24L232 26V22L233 23L237 22L236 24H234L235 25L234 27L237 26L235 30L238 31L237 33L239 34L238 42H241L240 43V48H241V45H242L241 51L245 52V54H246L245 55L243 52H241L239 50L238 43L235 41L234 36L232 35V33L229 30H226V28H224L223 26H221L222 29L220 27H218L221 30H223V34L224 35L222 36V33H221L222 31L220 29L217 28L216 31L218 33L220 32L219 35L221 34L220 36H222V38L226 39L225 41H223L224 42L223 46H220V48H215V44L216 45L218 44V46L221 45L220 43H218V41H219L218 38H220V41H222L221 37L217 38L218 34H217L216 31H215L216 33L214 35L212 33H209L210 35L209 34H204L206 40H208V38H209L208 35H209L210 36L209 39H211L210 41L211 42L212 41L215 42L214 45H213V42H212V44L209 43V45L214 46L212 49L214 51H216L215 52L216 56H217V53H218L217 58L222 59L219 62V64L217 63L218 65H221V66H219V67H218V65H216V66L220 70H221V68H223V71L224 72L226 71V73L229 72L230 74H232L231 76L236 75L237 71L238 72L240 71V69L238 67L243 66V65L245 66L246 69H248V71L252 69L251 67H249V66H252V65L253 66L258 65L260 67L259 68V70L261 69L260 71L256 68L258 70L257 72H261V71L264 70L263 69L264 68V57H263L264 54H261L262 57H261V55H259L258 57L261 58V59L258 60L257 59L258 57H255V55L251 53L250 49L243 43L242 34L244 32L243 31L244 29L242 31L237 30L239 28L241 29V27H245L244 26L245 24L243 22H242L243 26L240 23L242 21V19H243L242 18L243 16H245V18H244L245 20H243V21H245V23L248 24V25H250L249 19L251 17V14L250 13L247 14L246 10L244 12L245 15H242V11L244 9H242L240 7V2H239L240 0L239 1L238 0H233V2H232V0L231 1L230 0H223L225 2H223L222 0H189L191 2V5H190L188 0H173L172 4L174 3V5H171V3H170V1H172V0H129V1L128 0H118V1L115 0ZM195 1H196V3H195ZM216 1H218L220 4L222 2L223 6H225L226 8H224L223 6H219L220 4L218 5V2L216 3ZM228 1L230 3H234V6L236 7L235 8L232 5V9H234V10H232V9L229 10L228 9L231 12V15L233 17L229 16L230 12L227 13L228 12L227 8L231 7V5L229 6V4H228L229 2ZM237 1H238V3H237ZM91 2H92V4L89 5ZM145 2H146V4H145ZM226 2H228V3L226 4ZM111 3L114 4L115 8H112L114 6ZM119 3H120V5H119ZM168 3H170V5ZM188 3L192 7H190L188 5ZM255 4H256V14L253 16V19L255 18L254 22H256V20H257L259 23L258 22H256V23L258 25H262L260 28L263 27L262 29H264V22H263V20H264V18H263L264 17V15H263L264 14V10H263L264 0H257V1L255 0ZM261 4H262V6H261ZM109 5L112 6V7L109 8L110 7ZM206 5H207V3H206ZM107 6H108L109 9H114V11H117V12H118V10L122 9V11L120 10L118 13L115 12L117 14V15L116 14L115 15L117 17H119L122 21L119 20L120 22H118L117 21L118 18L112 12L113 10H109L107 8ZM217 6H219V7H217ZM117 7H119V8H117ZM148 7H149V10H147ZM221 7H223L224 9L221 8ZM260 7H262V9ZM116 8H117V10H116ZM172 8L174 10H172ZM175 8H177V9H175ZM86 9L90 10L89 14H88L89 11L86 12ZM106 9H108L109 12H107L108 10H106ZM219 9L221 10V12L222 11L223 12L218 14V12H220ZM128 10H130V11L128 12ZM214 11H212V12H214ZM170 12L172 13V15H171ZM127 13L132 15V16H130L128 14L129 15V19H127L128 18ZM137 13H138V18H137ZM258 14H260V16H258ZM226 16H228V17H226ZM125 17H127V18H125ZM131 17H132V19H131ZM72 18L80 20L81 24L77 25L76 23H73L72 22ZM143 18H145L144 19L145 22H144ZM226 18H228L229 20H227ZM152 19H153L154 22L152 21ZM50 20H52L50 22L52 27L49 26L50 24H49L48 21H50ZM129 20H130V22H129ZM131 20L133 21V23L131 22ZM159 20H161L162 22L159 21ZM237 20L238 21L241 20V21L238 22ZM247 20H248V22H246ZM134 21H136V22H134ZM125 22H127L128 27L130 26L131 28L130 27L129 28H125L126 30L124 31V28H122V26L125 24ZM137 23L140 26L139 30H137V28H138L137 27V25H138ZM163 24H164V26H163ZM160 26H161V31L162 32L159 29ZM171 26H172V28H171ZM155 27H156V30H155ZM163 27L164 28L167 27V28L163 29ZM199 27H200V24H199ZM109 28H111L110 25L107 26V31L108 32L110 30ZM169 28H170V30H169ZM225 30H226V36H225ZM159 32H161V35H163V36H159ZM109 33H111V30H110ZM227 33H229V35ZM263 33H264V30H263ZM70 34H71V36H70ZM82 34H86V36L88 37L87 40H81L80 39V36ZM130 35H129V37H131ZM68 36H70L72 38H70ZM141 36L145 37V39L142 38ZM146 36H147V38H146ZM158 36L161 37V38L163 37V38L160 40L159 38H157ZM228 36H230V37H228ZM91 37L94 40H92ZM148 38L150 40H148ZM216 38H217V41L214 40ZM23 39L26 40V43H25V41ZM137 39L141 42L140 44H138ZM153 39H155V40H153ZM231 39H233V40H231ZM156 40L157 41H161V42H159V43L156 42L155 43ZM92 41H93V43H92L93 46L90 45ZM131 41L133 42V38L131 39ZM144 41L148 42L149 44L148 45L146 43L144 44ZM162 41H164L163 44H162ZM9 43H11V44H9ZM16 43H17V45H16ZM86 43L88 45H86ZM164 43H165L166 46L168 45V47H165ZM142 44H144V46L146 48H143ZM206 44H208V43H206ZM81 45H84V46H81ZM243 45H245L244 47L247 48L246 50H244ZM154 46H156V48ZM207 47H208V45H207ZM209 48H211V46H209ZM227 48H229V49L231 48V50L229 51V49H227ZM235 48H236V50H235ZM6 49L9 51V53H8V51ZM71 49L74 50L73 51L74 54H72ZM152 49L154 51L153 52L154 56L152 55L153 54L152 53ZM156 49H158V50H156ZM161 49H164V51H161ZM219 49H223L222 52H220L221 54L219 53ZM226 49L228 50V52L225 53L224 50H226ZM263 49H264V46H263ZM157 51H158V53H156ZM168 51H169V54L163 53V52H168ZM89 52H90V54H89ZM159 52H160V54L162 52L163 55L162 54L160 55ZM180 52H181V54H179ZM229 52H232V54H230ZM240 52H241V55L239 56ZM263 52H264V50H263ZM87 53L89 55H87ZM91 53H92V55H91ZM183 53L185 55H183ZM242 54L245 55V56H242ZM32 55H33V57H32ZM157 55H158V57H157ZM161 56H163L162 59H160ZM179 56H180V58H179L180 60H178ZM181 56L184 59L183 58L181 59ZM74 57H76V58H74ZM80 57H82V58H80ZM174 57L181 64H179L177 66L178 63L175 62V58ZM96 58L98 59V61H96ZM167 58H169V61L167 60ZM226 58H227V61L225 60ZM247 58L249 60H247ZM26 59H28V61ZM68 59L71 62H69ZM76 59H77V61H75ZM81 59H84V60H82L83 62L80 61ZM163 59L165 60V62H164ZM238 59H240V60L237 61ZM255 59H257V60L255 61ZM181 60H183V61H181ZM202 60H205V59H202ZM223 60L226 61V62H228V60H230L232 62L231 67L228 65V63L230 61L224 65L225 62ZM22 61H24V62H22ZM246 61H250L249 63L251 65L248 64V62H247V64H248L247 65ZM253 61H255L254 63L256 65H254ZM259 61H260V63H259ZM27 62H28V64H27ZM222 62H224V63H222ZM30 63L32 65H30ZM70 63H71V65H70ZM170 63H171V65H170ZM173 63L174 64L177 63V64L174 65ZM220 63H222V64H220ZM50 64H51V67H50ZM153 64L155 65V68H154V66H152ZM196 64L198 65V63H194L192 65L193 69H194V72H196L195 74L194 73L193 74L197 75V76H195V79L199 78V80H200L202 78L201 79L202 81L200 80V83H198V84H200V87L202 88V89L200 88L201 89L200 92L202 91L201 93L205 94L204 85H203V77L205 76V74L201 73L200 69L198 68L199 66H197ZM226 65L229 68L233 67L232 68L233 70H234V66L236 65L235 68H237L239 70H237V71L234 70L235 72L232 69H228V68H226L227 70H225L224 68L227 67ZM171 66L173 68L172 71L170 70ZM70 67H71V69H70ZM85 67L87 68V65ZM72 68H73V70H72ZM77 68H81V69H79V71H77L78 70ZM198 69H199V72H198ZM80 70L82 71L83 74L80 72ZM173 70H174V72H173ZM175 71H176V73H175ZM230 71H232V73ZM248 71H246V72H248ZM172 72H173L174 75L172 74ZM233 72H234V74H233ZM229 73H227V74L230 76ZM263 73H264V71H263ZM169 74H170V78L168 76ZM175 74H176V76H175ZM159 75H161L160 78H159ZM154 77H156V78H154ZM162 77H165V78L162 80ZM68 81H70V82H68ZM71 82H73V85H70ZM197 82L198 81H196V83ZM74 83H75V85H74ZM187 83L189 85V82H187ZM187 83H185L186 88L188 87ZM73 86L74 87L76 86L75 89H77V90H72V91H75V93L70 92L71 89L73 88ZM164 86H166V88H168V90H169V87H167V85L164 84ZM260 86H262V85L258 84L257 87L259 88L260 92H262V94H263L264 93L263 92L264 87H262L263 89H261ZM93 88H94V86H93ZM187 89H188L187 90V95H188L189 87ZM161 90H163V88ZM168 90L166 89L165 91L167 92ZM208 90H209V88H208ZM170 91L171 90H169V93H170ZM68 92H70V94ZM80 93H81V95H83V94L86 95V97H83V98H85V99L87 98V102H86V100L84 102H86V103L89 102L90 103V104H86L84 102H81V104L82 103L86 104V105L82 104V106H81L82 111L79 108H77V110H76V106L77 105H79V107H80V103H77L78 101H80L79 100V98L81 97ZM92 94H94V95H92ZM171 94H172V91H171L170 95ZM85 95H83V96H85ZM166 95H167V93H166ZM208 95L211 97V93L210 92L209 93L206 92V97H208ZM168 97L170 98V96H168ZM206 97H205V99H206ZM65 98H66V100H64ZM172 98H173V96H172ZM67 99H68V101H67ZM90 99L94 100V101L92 102V101H90ZM139 101L140 102H138V105L140 107H137L136 110L139 111V109H140L139 112L143 113L142 111L145 110L144 108H146L147 105H149L148 104L149 100L146 102V100L143 101V100L139 99ZM141 101H143L144 104H141ZM173 101H175V102L178 101L179 105H177V106H179V108L183 107L181 109H184V108H185V110L186 109H190L189 105L187 107V104H185V105L183 104V103H186V102H184L182 99L179 100L177 98H173ZM173 101H172V103H173ZM262 101L264 102V100H262ZM175 102L173 104L177 103V102L176 103ZM75 103L77 105H75ZM93 103H95L96 105L93 104ZM150 103H152V101ZM195 103H201V102L198 101V102H195ZM88 105L90 107L92 106L91 110H90V107H87ZM151 105H153L152 108L156 107V102L153 100V104H151ZM193 106L196 107V109H194ZM193 106H192V110H189L188 112L191 114V116L193 115L194 117L192 116L193 117L192 118L190 116L189 119L192 120V121L195 119V123H196V121L198 119V122L196 123V125H199V127H200V124H201V126H202V124L205 125L207 123L206 121H208V118H206L208 116H205L207 114L206 110L203 109V107H201V105H199V104H195ZM197 106H198V108H197ZM254 107H256V104L254 105ZM71 108H72V110H71ZM73 108H75V109H73ZM152 108L150 109V107L148 106V108L145 110L146 111L145 114L146 115H151V116L153 114L154 116H156V120L157 121L153 119L155 117H153V116L151 117L150 116L151 120H149V122L151 124H153V125L155 124V125L154 126L150 125V127H152V128H150L149 131L152 133V135H154V134L156 135L157 134L156 136H158V137H156V138L158 139L161 135H160V133L158 131H156L157 133L155 132V130H154L155 128L154 127L155 126L157 128L159 126L163 127L161 125H157V124H160V122H158V121H161L162 119H164V121H167L169 118L167 116H164V115H162V116L160 115V118H159L158 117V115L160 114L159 111H157V113H159V114L155 115L156 111L154 109H152ZM199 108H200V110H199ZM3 110L6 111V112H4ZM203 110H205V111H203ZM109 112H111V113H109ZM199 112L202 113L203 117L205 116L204 117L205 120L201 121L202 123L199 122L201 120V117H200L201 113H199ZM193 113H195V114H193ZM197 113L200 114L199 115L200 119L197 116L198 115ZM261 113H262V115L264 114V109L261 110ZM145 114H143V115L145 116ZM165 114H167V112H165ZM119 116H122V115H119ZM260 118L263 119L264 117L260 116ZM260 118L259 119L257 118L256 120L260 121ZM262 119H261V122L258 123L259 125H260V123L262 124V122H264V119L263 120ZM79 121H81V120H79ZM106 121H108V120H106ZM105 122H104V124H105ZM161 122H163V120ZM106 123H108V122H106ZM133 125L129 126V128H131V129L128 128V131L125 130L124 132H128V133H126V135L128 134L132 138V140L134 139V142H136V143H134L133 141L131 143L130 140H127L131 144L128 143V142H127V144H125L126 141L119 139L120 137H115L113 139V137L110 136L112 131L109 133V135H107L109 137L106 136V131H105L104 134H103L102 131H101L102 133H100V131H99V133H97V134H99V138H97L98 135H96V133H95L96 137L95 136L89 137L92 141L96 142V140H101L100 139V135L101 136L104 135V137L102 136L103 138L101 140L102 143H100V145H101L100 147L101 148H105V149H108V148L111 149L112 148L113 150H116L114 152L118 153V154L115 153V155H112V156H111V154L110 155L107 154L106 158H108V159L112 158L113 162L114 161L116 162V160L119 161V160H122V158L125 160V157H126V160H128L127 162L123 160V163H121L122 161L121 162L119 161V163L124 165V166H126L129 163L127 165V167H128V169H130V171L127 169V167H126V170H128L129 172H132L138 178V180L136 179V181H134V182L132 181L133 182V186H130V187H133L132 189H134V191H136V192H134L132 190V193H131L132 196L128 197L124 192L123 193L121 192L122 189H125V186H122L119 183H122V179L129 178L128 176H131V175L130 174L126 175L128 173V171L124 172L125 175L122 174L123 171H120L122 176L119 175V170H121L124 166H122V165L120 166V164L118 163L117 165L120 166L121 169L118 167V170H116L117 169L116 168L117 165H115V164L118 161L116 163L114 162L115 164L114 163L113 164L115 165L116 169L114 167L109 168V169L105 170L102 174H100L101 178H100V176H97V180H98V182L96 183L97 184V189L98 190L101 189V188H103V190L107 189V190H104V192H102L101 194H105V195L107 194L108 195V193H109V196H107V197H105V195L101 196L102 199H100V206H102L103 203L106 202V201L108 203L111 201L110 205L108 204L109 206H112V207H110L111 209L110 208H106L108 205L104 206L107 203H105L103 205L108 210V213H105L106 214L105 216H107V215L110 216L109 218H111L112 219L111 221H113V219L115 218V216L118 213V215H117L118 218L116 219L117 221L115 220V221H113V223L116 222V224L119 225V227H120L117 232H120V233L123 232V234H124L125 232L123 231V228L120 225H122V222L125 223V225L129 224V223H126V221L124 222V220L126 218V215H128L129 213L132 214L131 213L132 211H133V213H135L134 212L135 209H133V208L138 207V206H134L131 202L136 200V198H140V200H142V201H137V200H139V199H137L136 202L135 201L133 202V203H136V205L140 206L139 210L136 208V212H137V210H138V212L135 213L136 215H139V216L137 217L135 214L134 215L132 214L131 216H133V217L136 216V219H135V218L129 217L130 216V214H129V216L127 218L128 219L132 218L133 220L135 219L134 221H137V222L139 221L138 223H135V222L131 223V225H132L131 227H134V228L136 227V229L139 228L138 230H140V229L143 230V233H142V231H138L140 233V235H141V233H142V236L148 235V237L151 240H153V242L154 241L157 242V243L159 242L158 244L160 245V241H157V238H158V240L162 239V238L159 239V237H162V230H160L161 232L158 231L159 230L158 227L161 229L160 223H159V219L161 218L162 212H161V209L158 208L159 206L157 204H155L154 201L151 198H150L151 201H148V200H150L149 199L150 196L147 197L149 194H147V192L144 191V190L147 191V189L145 188L144 185L147 184L148 186L151 185V186L154 187V185L156 186V183H157L158 185H157L156 189H158V188L160 189V186L163 184V182H162L163 180H160V179H157V178L160 177V178L163 179V176L161 177L160 174L161 173L164 174V171L166 173L167 170H168L167 168H169V167H168L167 163H159L158 157H155L156 155L150 156V154L152 155L153 153L154 154L158 153V150L155 149V147H154V145H155L154 143L155 142L152 141L154 139H152L151 142H150V139L153 138V137L155 138V136L150 137V139H149L147 131L142 132V131H140V128L138 127V125L137 126H136V124H133ZM250 125L252 126V129H253V132H254L253 135L255 136V139H254V136H252L253 140H256V143H258L260 141V143L263 144L264 143V129H263L264 123H263V126L261 125L262 127L258 126L256 122H255L254 125L253 124H250ZM72 127H73V130H72ZM132 127H134V128L132 129ZM171 129L173 130L174 128L172 127ZM62 131H66V132H62ZM70 131H71V133H70ZM75 131H76V133H74ZM130 131H131V133H130ZM134 131H135V133H134ZM203 133H204V131H203ZM63 134H64V136H63ZM68 134H69V137H68ZM112 134L114 135V132ZM137 134H139V135H137ZM73 137H74V139H73ZM110 137L112 138V141L116 140L117 143H115L116 141H114V143H112V141L108 142V139L111 140ZM106 140H107V144H106ZM199 140L205 141L207 143L210 142V140L209 139L207 140L206 138H204V139L202 138V139H199ZM253 140H251L252 147L255 148L254 146H256V143ZM121 141H123V142H121ZM124 141H125V143H124ZM159 141H160V146L163 147L166 150V152H168V153H165L166 157H167V155L170 156V157L168 156L169 158L167 157L168 160L169 161L170 160L173 161L174 159L172 158V155H173L174 151H173L172 147L170 148L171 143H170V146L168 147L169 142H168V145H166L167 143H163L162 142L163 140L162 141L159 140ZM152 142H154V143L152 144ZM165 142H167V141H165ZM77 143H78L79 147L76 146ZM120 143H121V145L124 144L123 145L124 147L121 146V145L119 147ZM254 143H255V145H254ZM260 143L257 146L262 145ZM125 145H126L127 149H125L126 148ZM131 145L133 146L132 149H130ZM249 145L251 146V144H249ZM257 146H256V148L254 150L257 149ZM77 147L79 148V150L77 149ZM106 147H108V148H106ZM117 147L118 148L122 147L124 149V151H123L122 148H121L122 149V151H121ZM80 148H81V150L84 149V151L83 150L81 151ZM136 148H138V149H136ZM135 149L137 150V153H136ZM150 149L152 150L153 153L151 152ZM69 150H70V152H69ZM94 150L96 151V153H95ZM125 150H127V151H125ZM133 150H134L135 153L133 152ZM259 150H262L261 154H260ZM259 150L258 151H259L260 156H264V155H262L264 153V145L261 146ZM125 152H128V154H126ZM130 152H131V154H130ZM149 152H151V153L149 154ZM255 152H257V150ZM66 153L69 156H66L67 155ZM139 153H141L142 155H140ZM81 154L83 156L82 158H85V161L83 159L81 160V158H80ZM86 154H88V155H86ZM143 154L146 157H144ZM146 154H148V155H146ZM101 155H99V156H101ZM128 155L131 156L130 159L132 161L130 159H127L129 157ZM104 156H105V154H103V156H102L103 160L105 161ZM139 157H140V159L142 158L143 161L138 159ZM143 157H144V159L146 158V160H148L151 165L148 163V161L145 160L146 161L145 162ZM132 158L134 159V161H133ZM108 159H106V160H108ZM112 159H110V160L112 161ZM63 161H64L65 164L62 163ZM77 161H79V162H77ZM139 161H142L145 165L143 163H140ZM132 162L133 163L135 162L137 164V167H136V164L135 163L132 164ZM137 162H139V163H137ZM154 162L159 163L158 165H160L161 167L158 166L156 163L154 164ZM166 162H168V161H166ZM80 164H82L83 166L80 165ZM113 164L111 162L112 166H113ZM138 165H140V168H138L139 167ZM153 165H154V167H153ZM85 166H86V164H85ZM133 166L136 168V170L141 169V171L142 170H145V171L143 173H140L141 171H137L138 173H135V171H134L135 168ZM142 166H143V169H142ZM131 167H133L132 168V170L134 169L133 171L131 170ZM149 167H152L151 170H150ZM146 168H147V170H146ZM148 168H149V170H148ZM87 169H88V171H87ZM111 169H112V171H111ZM113 169H115L116 172ZM80 170L84 171V175H82L83 171L81 172ZM85 170L88 173L85 172ZM124 170H125V168H124ZM156 170H158V171H156ZM162 170H164V171L161 172ZM59 171H60L61 174L57 173ZM61 171H64V172H61ZM106 171L110 172L111 175L109 173H107ZM80 172H81V174H80ZM91 172H93V171L91 170ZM112 172H113V174L115 176H112ZM157 172H160V173L157 174ZM86 173H87V175H86ZM93 173H95V172H93ZM149 173H152V174H149ZM88 174H91V175L89 176ZM147 174L149 176L151 175L153 177L152 178H151V176L147 177L148 176ZM154 174L156 176H158V177H156ZM103 175L105 176L104 178H106V176L107 177H109V176L111 177L112 176L111 177L112 180L110 179V177L107 178V180L108 181H114L117 184L113 185V183H110V182L106 183L107 180H106V182H104L103 181V179H104ZM98 177L100 178V180L98 179ZM255 177L257 178V180L261 179V181H264V174L263 175L262 174H256ZM90 178L94 179L93 182H90L91 181ZM148 178H150V179H148ZM165 178L166 177L164 176V179ZM62 179H65V180H62ZM140 179L142 181L143 180L144 181L142 182ZM117 180L119 182H117ZM147 180L148 181L150 180V181L148 182ZM71 181H72V183L75 182V184H70ZM99 181H101V182H99ZM146 181H147V183H146ZM155 181H157V182H155ZM159 181H161V182H159ZM65 182H67V183H65ZM80 182L82 183V188H81V183ZM32 183H33V185H32ZM102 183L104 185H102V187L98 188V185L101 186ZM109 183L111 184V186H113V188H114L113 191L114 192L111 191V190L110 191L108 190V189H112L111 186H110L111 188L107 187V184H108V186L110 185ZM123 183H124V181H123ZM148 183H151V184H148ZM153 183H155V184L153 185ZM167 183H168V181H167ZM64 184H65V186H64ZM66 184L70 185L71 188L70 187L67 188ZM83 184L86 187L87 186L88 187L90 186V188L92 187V189L88 188V189L85 190L84 188H86V187H84ZM60 185H61V187H60ZM79 185H80V187H79ZM134 186H136V189L134 188ZM137 186H139V187H137ZM142 186H144V187H142ZM64 187L67 188V189H64ZM76 187H77V190H76ZM153 187H151V188H153ZM35 188H37V189H35ZM50 188H52V189H50ZM56 188L58 190H60V188H61V190H60L61 192L60 191L58 192V190ZM119 188H121V191H120ZM63 189H64V192H63ZM74 189L76 190V192L74 191ZM137 189L142 191L141 194H140V191H139V193H137V191H138ZM83 190H84V193L82 194ZM107 191H109V192H107ZM105 192H107V193H105ZM133 192H134V194H133ZM110 193H111V195H110ZM120 193L122 195L124 194V196L121 195L122 198L118 197V196H120ZM131 194L129 193V195H131ZM146 194H147V196H146ZM84 195L86 197H83ZM113 195H114L115 198L117 196L119 199H117V198L114 199ZM133 195H136V196H133ZM140 195H142V196H140ZM17 196H18V198H16ZM143 196L145 198L147 197V199H144ZM72 197H74V198H72ZM76 197L78 199L80 197V199H82V201L80 199L78 200ZM13 198H14V200H13ZM127 198H128V200H127ZM17 199H19V200H17ZM92 199H93V201H92ZM15 200H17V201H15ZM73 200H75L77 204L73 203ZM12 202H13V204H12ZM37 202L39 203V206L37 205ZM129 202L134 207L132 205L128 206V205H130ZM47 203H49V204H47ZM69 203H68V206H69ZM124 204L127 205V206H124ZM84 205H83V207H85ZM88 205H87V208L89 207ZM50 206H52V207H50ZM103 206L101 207L102 209L99 208L100 209V211L98 210L99 213H101V210H106V209H103L104 208ZM87 208H86V210H88ZM131 208L133 210H131ZM141 208H144V209H141ZM44 209H46V210L44 211ZM129 209H130L131 212L129 211ZM4 210H6V211H4ZM89 210L87 212L91 211V210L90 211ZM96 210H97V208H96ZM96 210H93L92 212H94ZM107 210L104 211V212H107ZM109 210H111V211L109 212ZM25 211H28V213L25 212ZM122 211L123 212L125 211L126 213L128 211L129 212H128V214L123 213L125 217L124 216L122 217ZM4 212H5V214H4ZM12 212H13L14 215L12 214ZM21 212H23L25 214V217L27 215V218H28V215L30 216V218H29L30 220H28V221H30V222H28V223H30V225H28L27 227H24L23 224L21 223V220L18 219V217L22 216V214H23ZM38 212H40V213H38ZM147 212L149 214H147ZM29 213H32V214H29ZM45 213H46V215H45ZM90 213H88V214H90ZM109 213H110V215H109ZM24 214H23V216H24ZM40 214H42V215H40ZM92 214H90V216H89L90 219L95 215V213H94V215H92ZM36 216H37V218H36ZM49 216H51V217L49 218ZM205 216L207 217V215H204V217ZM7 217L8 218L10 217L9 219L12 218V220L10 221ZM157 217H159V218H157ZM206 217H205V219H206ZM34 218H35V220H34ZM122 218H124V220ZM145 218L146 219L148 218V220H146ZM207 218L210 219V221H206V222H211V225L208 223V225L211 226V229L207 228V229L210 230V232L208 230V233H210L211 236H215V233L213 231L214 226H215V230L216 229L219 230L221 228H220V226H219V224H218V222L216 221L215 218H212V217H207ZM7 221H9V222H7ZM32 221H34L33 222L34 224L32 223ZM118 221H119V223H117ZM41 222H42V224H41ZM165 222H166V220H165ZM165 222H164V224H165ZM140 223L143 224V225H141L139 227ZM147 223H149V224H147ZM212 223H214V226H213ZM13 224H14L15 229L13 227ZM36 224L37 225L40 224V225L37 226ZM157 224H158V226H157ZM114 225H115V223H114ZM114 225H109V226H106L105 228L107 229V227H108V229H109V227L111 228L113 226L111 228V230H110V232H111L112 230H116V228H118L117 225H116L117 227H115ZM149 225H150V227H149ZM129 226H130V224H129ZM142 226H144V227H142ZM28 227L31 228V229H29ZM203 227L206 228V226H203ZM34 228L37 231L34 230ZM105 228H103V229H105ZM147 228L150 230V232H148ZM156 229H158V230H156ZM157 231L159 233H161V235H158L159 233H157ZM51 232H52V235H51ZM153 232H154V234H153ZM120 233L118 234V236L122 235V233L121 234ZM229 233L228 234L225 233V235H227L226 237L227 238L229 236L231 238H235L236 237L235 239L238 241V243H239L238 245H240V242L242 240H244V239L247 240V236L245 234H241L240 232H236V233L234 232L235 235H234V233H231L233 235H230ZM237 233H238V235H237ZM15 234H16L17 237L18 236L19 237L18 238L15 237ZM33 234H34V236L32 237ZM115 234H116V232H115ZM156 234H157V237H156ZM149 235H151V236L153 235L155 237L153 238V237H150ZM242 235H244V236H242ZM53 236H56L57 238H54ZM61 236H63V235H61ZM237 236H238V238H237ZM51 238L54 239L53 242L51 241V240H53ZM46 239H48L49 243H48V241ZM61 239L58 238L59 241ZM122 239H124L123 236H122ZM145 239H146V237H144V240ZM130 242L131 241H129V243ZM136 242H137V244L135 243L136 245L134 244V242H133V244L132 243L131 244L133 246H135V247L137 246V248H134V250H135V252L139 251L138 254L139 255L141 254V256L139 257V255H136L137 254V252H136L135 253V257L132 256L129 260L126 261L125 264H131L132 260L136 261L137 259H138V261H136V263L133 261L134 264H153V263L157 262L156 260L158 258H155V257H158L159 255H160L159 260L163 259V261H164V258H166L163 252H161V254L160 253L158 254L159 250L154 248V247H156L155 243L153 245L154 247L151 248V246H149L148 244H147V246L144 247V245L146 244L145 242L143 244H141L142 242L141 243L138 242V241H136ZM246 242H248V240ZM241 243H244L243 245H245V241H242ZM138 244L139 245L141 244L143 246L141 247V245L139 246ZM53 245L54 246L56 245V246L54 247ZM243 245H242V247L240 245V247L244 248ZM259 245L264 246V240H262L261 243H259ZM140 247H141V250H140ZM147 248H149V249L146 250ZM150 248L152 249V251H150L151 250ZM136 249H138V250H136ZM148 251L153 252V253H150ZM211 251H213L216 255L213 252H211ZM215 251L216 250L214 248L210 249L209 250V254L211 256H212V254H214V256L216 258L218 256V258H220L221 260L225 261L226 264L229 263V262H226L227 261L226 260L227 257L221 250H217L216 252ZM5 252H6V254H5ZM156 253H157V255H156ZM223 254H224V256L226 258L223 256ZM258 254H259V255H257L258 259H257V261L256 260L255 261L256 262L259 261L258 264H264V256H262L260 253H258ZM260 255H261V258H259ZM137 256L140 258V260H139V258ZM65 257H66V259H65ZM136 257H137V259H136ZM256 258H254V259H256ZM53 259H55V261ZM154 260H155V262H154ZM159 260H158V262H159ZM149 261H151V262H149Z\"/></svg>",
  "mask_w": 264,
  "mask_h": 264
}]
</instances>
